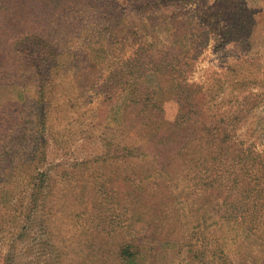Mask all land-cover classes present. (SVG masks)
Masks as SVG:
<instances>
[{
    "label": "rangeland",
    "instance_id": "rangeland-1",
    "mask_svg": "<svg viewBox=\"0 0 264 264\" xmlns=\"http://www.w3.org/2000/svg\"><path fill=\"white\" fill-rule=\"evenodd\" d=\"M101 1H96L99 10L104 5L115 12L120 9L125 11V18L128 15L127 23L140 22L135 12L136 0ZM214 1L218 0H172L165 13L154 12L159 4L152 6L151 14L139 12L146 24L169 26L175 21L183 24L173 44L171 30L164 26L154 35L147 33L145 37L153 48L161 51L166 45L172 47V58L176 60L168 59L167 55L162 61L157 55L154 66L147 60L151 66L143 83L157 91L155 97L168 121L175 119L179 107L170 88L164 89L159 82L157 71L166 67L163 63L168 64L172 81L181 72L184 84L206 86L208 96L201 100L204 111L232 125L230 134L241 146L239 149L253 153H247V157H260L255 169L248 168L247 183L254 190L246 189L248 197L242 200L240 211L230 206L231 201L241 198L240 190L232 182L225 189L228 204L223 211L218 205L221 203L218 183L210 190L212 204L202 211L196 210L201 199L196 201L193 197L191 200L196 205L182 210L178 197L177 204L168 209L171 211L168 225L174 230L166 236L175 242L157 244L158 235L154 232L146 229L138 232L137 237L144 243L141 264H264V0H241L247 9L243 16L249 22L243 34L233 43L212 32L208 45L195 51L190 62H185L190 64L189 69L183 72L186 65L179 51L188 43L184 34L188 32L187 21L198 22L205 4L213 5ZM237 4H227L232 13ZM69 22L63 34L75 54L72 61L75 67L53 78V82L60 83L57 92L65 86L64 93L77 96L79 102L73 107L63 105L57 113L52 111L46 121H40L37 131L30 128L34 137L44 141L40 161L34 160L31 151L16 136L20 123L30 122L32 87L4 83L0 88V264H119L116 258L119 247L131 238L132 225L128 219L131 208L149 214L148 208L136 203L135 192L147 197L152 189L146 182L137 185L139 172L120 174L111 165H97L106 156L105 151L112 153L103 139L113 140L112 135L120 137L129 133L127 126L116 129L115 123L108 130L102 129V113L109 108L100 105L98 95L102 88L100 76L111 69L110 59L118 52H123L124 60L130 57L134 50L132 40L126 41L127 46L121 51L114 49L113 54L106 55L99 46L98 35L87 31L90 28L97 31L103 20L90 15ZM90 35L96 38V43L88 38ZM236 61L246 66L244 86L238 82L240 70L234 68L228 73V66ZM94 63L96 70L90 74L89 66ZM86 64L87 69L83 67ZM76 74L89 78L92 85L83 83L84 89L78 88ZM108 102L114 103V99ZM228 174L229 169L223 180ZM34 178H42L45 193L37 201L28 195ZM212 178L217 181L218 173L212 174ZM196 190L193 188V195L197 194ZM153 196L156 202L169 203L165 195ZM204 213L206 219L200 217ZM228 214H232L230 218ZM221 238L225 239V248ZM222 248L227 253H222Z\"/></svg>",
    "mask_w": 264,
    "mask_h": 264
},
{
    "label": "trees",
    "instance_id": "trees-1",
    "mask_svg": "<svg viewBox=\"0 0 264 264\" xmlns=\"http://www.w3.org/2000/svg\"><path fill=\"white\" fill-rule=\"evenodd\" d=\"M96 1L102 2L101 0H0V88L4 83L32 87L33 111L30 122H21L16 136L21 139L22 145L31 151L34 160L40 161V156L43 154L40 148L43 147L44 141L37 136L34 137L30 128L37 131L40 121H46L52 111L57 113L61 111V106L73 107L79 102L77 96L64 93L65 86L57 92L56 86L60 83L53 82V78L75 67L72 63L76 58L75 54L67 46L63 34L69 27V19L92 15L96 20H103L97 31H93V28L87 31L89 33L92 30L91 35H98L99 46L106 55L113 54L114 49L121 51L127 46L125 42L132 40L131 45L134 46V50L130 57L124 60L123 52H118L110 59L111 69L100 76L102 88L98 95L100 105L105 104L109 108L102 113L101 120L104 123L102 129L108 130L109 125L115 123L116 129L119 126H127L129 133L120 137L112 135L113 140L103 139L106 146L112 148V153L109 155L108 151H105L106 156L99 160L97 165L102 167L111 165L115 170L119 169L120 174L129 171V174L135 175L139 172L135 179L137 185L146 182L152 188L147 197L144 193L135 192L138 195L137 205L143 204L144 208H148L149 214H143L136 207L131 208L128 215L132 225L129 231L131 238L119 247L116 256L119 264H141L144 258L142 249L144 243L142 238L137 237L138 232L143 233L145 229L146 232H154L158 235L157 244L175 242L173 238L166 236L168 233L172 234L174 230L168 225L171 218V211L168 209L173 207V204H177L175 201L178 197H180L178 205L182 210L191 209L196 205V202L191 200L193 197L196 201L201 199L197 202L196 210L202 211L212 204L209 202L212 195L210 190L215 183H218L221 188L218 197L221 203L218 205L223 211L228 204L225 189L227 183L232 182V185L240 190L241 198L231 201L230 206L240 211L243 207L242 200L248 197L246 189L254 190L247 183V174L249 169L256 168V161H259L260 157H247V153L251 155L253 153L250 150L239 149L241 146L230 134L229 128L232 129V125H226L224 119H217L216 115L204 111L201 100L208 96L206 86L184 84L180 79L181 72L177 73L176 81H172L174 78L169 73L168 64L163 63L166 67L156 70L160 78L159 82L165 86L164 89L170 88V93L173 92L179 107L175 119L168 121L155 97L157 91L143 83L151 66L147 64V60L154 66V58L157 55L164 61L165 56L168 55V59H171L174 53L172 47L168 45L161 51L153 48L145 37L147 33L154 35L158 30L166 27L171 30L170 41L173 44L180 36L179 29L183 24L176 21L169 26H164L162 23L146 24L139 16V12L143 15L151 14L154 10L152 6L159 4L154 12L165 13L166 7L168 8L172 0H136L135 12L140 20L139 23H127L128 15L125 18V11L120 9L115 12L104 5L99 10ZM235 3H238L237 8L232 13L227 4ZM243 13L247 14V9L241 0H218L214 1L213 5L205 4L204 10L198 15L197 24L187 21L188 32L184 34L188 38V43L185 49L179 51L184 63L190 62L195 51L208 45L212 32H218L219 38L226 42L235 43L243 34L244 27L249 24ZM164 18L169 23L168 16L165 15ZM91 35L88 38H92L96 43V38ZM88 38L84 39L88 40ZM96 65L94 63L89 66L92 71L90 74L95 72ZM185 65L186 68H182L183 72L190 67L189 63ZM83 67L87 69L88 65ZM234 68L235 71H241L238 74L240 76L238 82L244 86L245 64L241 61L234 62L233 65L228 66V73L231 74ZM74 76L78 78L76 79L80 85L78 88L84 89L83 85H92L89 78L78 77L77 74ZM58 94H61V97ZM115 95L118 97H112ZM108 99L111 101L114 99V103L108 102ZM55 101L58 102L54 103ZM228 169L230 174L223 180ZM215 172L219 176L217 181H213L212 178ZM35 179L30 182L31 189L28 195L30 199L37 201L42 196L43 188L42 178L36 181ZM193 188L197 189L196 195L192 193ZM168 193L171 195L167 196ZM43 194L45 195L44 192ZM154 194L165 195L169 203L156 202L153 198ZM231 215L228 214V218ZM200 217L206 219L205 213ZM132 232L136 233L132 235ZM221 240L225 248V239L221 238ZM154 241L155 239L151 242ZM224 248L220 250L222 253H227Z\"/></svg>",
    "mask_w": 264,
    "mask_h": 264
}]
</instances>
